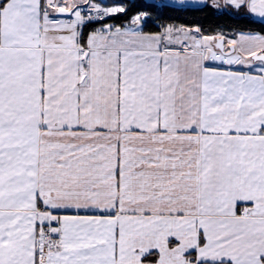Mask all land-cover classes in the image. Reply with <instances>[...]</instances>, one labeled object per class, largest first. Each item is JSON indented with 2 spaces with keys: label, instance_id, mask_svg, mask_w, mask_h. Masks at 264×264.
Instances as JSON below:
<instances>
[{
  "label": "snow or ice",
  "instance_id": "obj_1",
  "mask_svg": "<svg viewBox=\"0 0 264 264\" xmlns=\"http://www.w3.org/2000/svg\"><path fill=\"white\" fill-rule=\"evenodd\" d=\"M0 264H264V0H0Z\"/></svg>",
  "mask_w": 264,
  "mask_h": 264
}]
</instances>
